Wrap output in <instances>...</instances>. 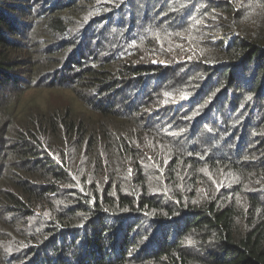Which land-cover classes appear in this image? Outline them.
<instances>
[{"label":"trees","instance_id":"1","mask_svg":"<svg viewBox=\"0 0 264 264\" xmlns=\"http://www.w3.org/2000/svg\"><path fill=\"white\" fill-rule=\"evenodd\" d=\"M43 1L0 0V85L31 67L88 110L0 90V264H264V0H47L46 68L10 38L19 4ZM162 18L203 27L172 43ZM160 112L195 118L181 134Z\"/></svg>","mask_w":264,"mask_h":264},{"label":"rangeland","instance_id":"2","mask_svg":"<svg viewBox=\"0 0 264 264\" xmlns=\"http://www.w3.org/2000/svg\"><path fill=\"white\" fill-rule=\"evenodd\" d=\"M187 0H175L174 5L177 6L178 4L182 2H186ZM47 0H44L43 3L36 2L34 3H20L18 6V11L14 13L12 16L13 22H14V27L16 29V35L13 37L11 36L10 38L13 39L18 45L23 48L24 52L26 54H20L19 60H28L30 64L33 66H36L38 63H44L41 67L46 68L49 64L53 63L54 60L47 59L45 61H36V59L41 58L45 52L46 49V44L47 40H37L39 37H41V34H38L33 31V21L35 18H32V14L37 12L40 15L45 12V9L47 7L46 4ZM29 6V7H28ZM201 8H204V10L207 9L206 5H202L200 8H198V11L193 10L194 17L197 19H201L204 21L203 17H200V13L202 11ZM33 11V13H31ZM169 16H174L178 13L177 9H172L170 11ZM127 15V14H126ZM205 17V16H204ZM206 18V17H205ZM161 21H163V26L167 27L169 26L168 30L171 29L173 30L171 36V41L172 43H175L176 40H188V30L193 29V30H198L199 28L201 29L203 27V24L201 23H192L190 25L189 22H187V25H184L183 27H178L176 28L173 23H168L166 18H162ZM85 23V22H84ZM186 23V22H184ZM182 23V25L184 24ZM181 24V21H180ZM80 25V23H77V26ZM92 23L90 24V28H92ZM101 29L100 26L92 28V31L94 30H99ZM89 31V29H88ZM99 32V31H98ZM176 33H178L176 35ZM224 37L219 38V42L223 41ZM233 36H228V41L232 40ZM88 42V41H87ZM217 43V41L215 42ZM44 45V46H43ZM224 45H227L225 43ZM50 48V47H49ZM166 54L169 55L170 57H177L176 62H181V61H193L192 58L186 57L185 53L187 52L186 48L180 47L178 50V53L174 47H171L169 49L165 50ZM182 59V60H181ZM136 64V63H134ZM152 64L157 65V64H162L165 68H167L168 65V60L165 58H161L158 61L154 60L152 61ZM21 67L23 65L21 64ZM59 68H56L55 70L52 69L50 72L54 71L57 72L60 76L58 78L64 79V77H68L69 74L67 73V64L64 65V68L59 70ZM26 70L28 71L27 74H21L20 78L17 79L15 78L14 82H11V79L4 80L1 82L0 85V90H13L12 92V99L13 101H16L14 103H17L16 106L19 105V107H24L26 110L32 112V113H38L39 110L41 111H55L59 110L60 108L63 107H70L72 109H75L78 113H82L84 110H88L87 106V101L85 99V94L81 91L82 89L79 87H64V88H55L56 90H47L45 88V83L44 81H47V78L50 76H45L42 75L41 78H39V74L33 81L37 84H32L31 80L33 79V74L31 72V67H27ZM60 72V73H59ZM27 79L29 82L25 81ZM57 79V78H56ZM20 81V82H17ZM55 82V79L53 80ZM188 88V87H187ZM186 88V89H187ZM185 90H178V97L180 99H185V96L183 95V92ZM154 100H156L157 96H153ZM166 103L162 102L161 106H165ZM161 106H153L150 108V110H156L160 108ZM161 111V110H158ZM160 115H162V118L160 120H167L168 122H173L175 124H178L181 126V129L179 133L181 134H187L189 132L190 126L193 124L194 118L195 117H188L187 119L180 121L181 119H184L187 114H182L181 116L177 117L176 120L172 119V116L168 115L165 112H160ZM17 124L20 126V122L18 120Z\"/></svg>","mask_w":264,"mask_h":264}]
</instances>
